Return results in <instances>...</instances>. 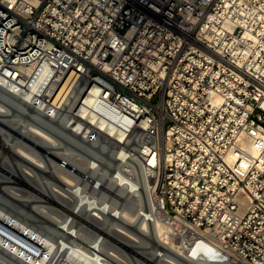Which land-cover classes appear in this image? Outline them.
Here are the masks:
<instances>
[{"label":"built area","instance_id":"obj_1","mask_svg":"<svg viewBox=\"0 0 264 264\" xmlns=\"http://www.w3.org/2000/svg\"><path fill=\"white\" fill-rule=\"evenodd\" d=\"M66 74L75 150L138 155L131 207L176 247L94 195L96 231L0 220V264H264V0H0L3 87L45 102Z\"/></svg>","mask_w":264,"mask_h":264},{"label":"bare ground","instance_id":"obj_2","mask_svg":"<svg viewBox=\"0 0 264 264\" xmlns=\"http://www.w3.org/2000/svg\"><path fill=\"white\" fill-rule=\"evenodd\" d=\"M58 78H59V82L58 83H52V85L49 87L48 93H49L50 97H49L48 101H45V102L37 101V99L34 98L32 92L28 91L24 94H20L18 92H15L13 90L8 89V88H4L3 85L0 83V94L7 97L9 99V101L12 100L11 101L12 103H6L7 101L1 100L4 97H2V95L0 96L1 97L0 98V117L9 116L10 117V119H8L9 122H14V123L17 122V124L22 127L21 128L22 135H20V137L24 136V138H26V142L21 141L19 139V140H15V142H12L11 144L6 141V140H9V138L6 140L0 139V155L3 153L2 151H4L5 153L6 152L11 153L14 156L18 157L19 159L24 160V162H26V165L22 164L23 166L19 170L24 172V176L25 177L27 176V179L30 180V182L32 184L37 185L38 183H40L44 187H46L47 185L50 186L48 193L50 195H54V196H59V197L61 196V198H63L64 201L68 197H71V200L73 199L75 202L76 209H78L80 212H85L86 214L89 212H91L92 214H99V211L97 210V208H98L97 206H99V204L95 205L90 201V198L94 197V195L107 196L109 194L107 191L114 192L116 196H117V193L125 194V196L129 199L133 198V196H135V195H138V196L141 195L143 188L145 187V185L143 183L145 172L143 175V171H141L140 167L136 166L132 162L133 160H136L139 158L138 155L131 157L130 160L125 159L124 154L120 152L121 148L116 149L115 153H110V156H111L110 158L114 161L115 169L113 171L109 172L106 169H103V167L101 166V161L104 158L102 156V154L98 153L97 154L98 156L96 155L97 158L93 159L94 161H92V160L90 161V159H89V160H87L86 163H82L81 161H79L80 159L76 158V155H79V154L76 152L75 147H74L75 143L77 142V140L73 134V131L77 129L74 124L68 126V129H69L68 131L65 130L64 125H60L59 126L61 129L60 136H56L55 133L48 131L46 128L40 127L38 124L37 125L35 124V122L41 121V120H38L37 118H41L42 120H45L43 124L49 125V127L52 129L54 127L52 125L50 126L51 120L52 119L59 120L61 115L63 114V111L67 110V109H64V103L67 100H66V97H65V100H63V97L66 94V92L68 91V89L73 85V83L75 81V75L74 74H66L63 76H58ZM36 87H37V84H35V86L33 88H36ZM80 93H81V91H79L77 93V95L74 97V100L72 99L69 102V105L71 107L73 106L74 102L78 99L77 97H79ZM13 100H16V102H14ZM13 102L16 104L18 102V105L23 106V109H22V107L20 108V109H22L21 111L26 110V109L24 110V106H26L28 109H31L30 112H32V115H29V116L26 115V116L31 118L29 120L33 119L32 120L33 122H29V120L27 121L24 118L19 119L18 121H17V119L15 120V118H13V113L11 112L12 104H14ZM18 105L16 106L17 108H18ZM33 113H35V114H33ZM37 113L41 114V115L38 116V115H36ZM18 116L19 115H17V117ZM48 120H50V122ZM3 122L5 123L7 121H3ZM10 125H11V123H10ZM13 125H16V124H13ZM7 126H9V124ZM0 130H1V128H0ZM4 133L5 132L3 131V134ZM8 135H10V134H8ZM26 136H28V137H26ZM29 136L34 138V139L30 138ZM67 139H69L70 141H67ZM34 140H36L35 142H37V141L40 142V145L44 144L46 146L45 151L48 152L49 156L51 157V158H48V161L46 159H45L46 161H42V159H40L38 157L40 155H37V153H36L37 151H35V149L33 148V145H30L29 143H27V141L28 142L30 141V143L36 144L33 142ZM62 142L63 143L69 142L71 147L67 146V144H65V146L62 145ZM13 148H16V149L14 151L13 150L11 151V149H13ZM1 158L2 157H0V160H1ZM79 158H80V156H79ZM57 159H59V160L57 161ZM107 160L108 159H106L105 162H107ZM18 163H16V164L18 165ZM1 166H2V164H1ZM33 168L41 170L45 174L49 173L50 176H52L53 178L56 179L57 184L53 183L50 185L51 182H49L47 180H42V179L40 180L41 182L37 183V181H39V180L36 179L37 177H36L35 171H33ZM81 168H82V177H81L82 182L79 185L75 186L76 181L78 180L77 174L79 172H81ZM132 168H133V171H132ZM83 170H84V172H83ZM6 172H8V171H6ZM10 172H11V170H10ZM11 173H13V172H11ZM131 173L135 174L137 176L136 178L138 180L134 181L133 180L134 178H132L130 176ZM54 174L56 175V177H58V179L55 177ZM14 179L18 180V181L21 180L18 177H14ZM0 183H5V186L2 187V190H4V192L10 197H16V198L19 197L21 199V196L23 194L27 193V191L25 189L19 188L20 186H18V187L11 186L9 184V183H12L10 180H0ZM7 184H9V185H7ZM40 184H39V187H40ZM34 185L28 184V187H31L34 190H38V189L34 188ZM38 192H40V193H42V195H44V192H42L40 190H38ZM72 195L74 196V198H72L73 197ZM28 197H30V196L28 195ZM31 197H33V196L31 195ZM111 197L114 200L113 201V203H114L113 207L114 208H112V212L114 214H117L119 219H120V216H122L123 217L122 219H125V220L131 219V221L132 220L137 221V224L139 226L138 229H140L141 231H137L136 233H139V235H143L144 232L149 231L151 236L154 239H156L158 244L161 247H163L164 249H168L169 247H172V248L176 247V244L167 235V231L163 227V225L160 221H156L152 225L149 223L148 216H147L146 212H144L143 215H141L139 212H137V210H135L134 212H133L134 209L132 211H129L126 208L121 207L122 205H120V204L116 205V203H118V200L114 199L115 198L114 196H111ZM24 199H25V197H24ZM24 199L22 201H24ZM29 199H30V202H32L31 198H29ZM33 200H35V199H33ZM67 200L69 201V198ZM38 201H41V200L39 199ZM35 204L32 206V208H33V211H35L34 209H37L38 214L49 213L52 211L55 212V209L50 208V206H48V205L46 206L44 204H37V205H35ZM75 205L72 202L70 204L69 208L64 207L62 205L61 206L67 210L73 211V209H75L74 208ZM29 206H30V204H29ZM108 208H110V205H108ZM1 209H2V211H4L3 208H1ZM2 211L0 210V220L5 221L6 223H11L13 225V228L17 229L18 231H33L32 229H30L31 227H28L24 224H21L19 219H18L19 220V222H18L16 219H14L13 217H10V215H7ZM56 212H58V210H56ZM22 214H23V212H22ZM64 214L66 216V213H64ZM63 215L61 217H63ZM70 219H71V217H70ZM70 219H69V221L71 223L72 219L71 220ZM52 220H53L52 222H54L53 224L58 226L59 220L55 219V218L54 219L52 218ZM66 220H68V219H66ZM72 223H73V221H72ZM63 224H65V223H63ZM68 225H70V224H68ZM71 225H74V224H71ZM57 226H55V227L58 228L59 226L58 227ZM60 226H62V224ZM67 230H68V227H67ZM63 231H66V228ZM123 232L126 234L127 238L139 240L138 236H136V234H134L133 232H130L129 230H125ZM119 238L123 239L122 237H119ZM195 249H197V248H195ZM139 253H140V250H139ZM199 264H212V263H206V261H204L203 263L200 262Z\"/></svg>","mask_w":264,"mask_h":264},{"label":"rangeland","instance_id":"obj_3","mask_svg":"<svg viewBox=\"0 0 264 264\" xmlns=\"http://www.w3.org/2000/svg\"><path fill=\"white\" fill-rule=\"evenodd\" d=\"M2 91V90H1ZM2 94H0V96H1ZM2 97H4V98H2L1 100L2 101H7L6 103H12L11 101L12 100H10L9 101V99L7 98V97H5L4 95H2ZM1 98V97H0ZM14 102H16V100H13ZM153 102H156L157 101V98H154L153 100H152ZM13 102V103H14ZM18 105V102H17V104L16 103H14V104H12V110H11V112L13 113V118H15V120L17 119V121L19 120V119H26L27 121L29 120V119H31L30 117H27V116H29V115H32V112H30V110L31 109H28L26 106H24V110L25 111H21L22 109H23V106H20V105H18V108L16 107ZM22 107V109H20ZM26 107V108H25ZM15 108V109H14ZM29 113H28V112ZM23 113V114H22ZM36 113V112H35ZM35 113H33V114H35ZM17 115H19L18 117H17ZM27 115V116H26ZM36 115H41V114H36ZM43 115V114H42ZM16 116V117H15ZM2 118V119H1ZM4 119V120H3ZM8 119H10V117L9 116H5V117H0V128H1V130H0V134L2 135H0L1 137H0V139H4V140H6V139H8L9 138V140H6L8 143H12V142H15V140H21V141H25L26 142V138H24V136H21L20 137V135H22V133H21V126L20 125H18L17 124V122L16 123H14V122H9L8 121ZM38 120H41V121H37V122H35V124L37 125H39L40 127H42V128H46L48 131H51V132H53V133H55V135L56 136H60V131H61V129H60V123L58 122V120H55V119H50L51 120V123H50V126L52 125L54 128H50L49 127V125H44L43 123H44V121L45 120H42L41 118H37ZM33 120V119H32ZM32 120H29V122H33ZM50 120H48L49 122H50ZM3 121H7V122H3ZM56 122V123H55ZM10 123H11V125H10ZM9 124V126H7ZM13 124H16V125H13ZM49 124V123H48ZM10 127V128H9ZM3 131L6 133H4L3 134ZM8 134H10V135H8ZM5 135V136H4ZM10 136V137H9ZM20 138H19V137ZM7 137V138H6ZM26 137H28V136H26ZM30 137V136H29ZM17 138V139H16ZM30 138H32V137H30ZM59 138V137H58ZM32 139H34V138H32ZM3 140V141H4ZM36 140H34L33 142L34 143H36V144H32V143H30V141L28 142L27 141V143H29L30 145H33V148L35 149V151H37L36 153H37V155H40V156H38L40 159H42V161H48V158H51L50 156H49V154H48V152H46L45 150H46V146L44 145V144H41L40 145V142H35ZM67 141H70L69 139H67ZM65 144H67V146H70V144H69V142H67V143H63L62 142V145H64L65 146ZM36 145V146H35ZM66 146V147H67ZM71 147V146H70ZM16 148H13V149H11V151L13 150H15ZM41 151H40V150ZM4 150V149H3ZM44 151V152H43ZM3 153L0 155V157H2L1 158V160H0V180H10L12 183H9L11 186H16V187H18V186H20L19 188H22V189H25L26 191H27V193H25V194H23L22 196H21V199L18 197V198H16V197H10V196H8L5 192H4V190H2V187L3 186H5V183H0V210L2 211V209L1 208H3L4 209V211H2V212H4L5 214H7V215H10V217H13L14 219H16L18 222H19V220H20V223L21 224H24V225H26V226H28V227H31L30 229H32L33 231H58L59 229V231H63V230H65V228H66V231H73L72 229V227H77V223H74L75 222V218L79 221V222H81V223H84V225L85 226H89L90 228H92V230H94V231H96L97 230V228H96V226L98 227V224L94 221V220H92L88 215H90V213L91 212H89V213H85V212H80L78 209H76V205H75V202H74V200L72 199L71 200V197H68L69 198V201L66 199L65 201L63 200V198H61V196L59 197V196H54V195H50L49 193H48V190H49V188H50V186H46V187H44L42 184H40V183H38V182H41L40 180L42 179V180H47V181H49V182H51L50 183V185L51 184H53V183H56L57 184V182H56V179L55 178H53L52 176H50V174L48 173V174H45L44 172H42L41 170H38V169H36V168H33V171H35V174H36V179L37 180H39V181H37V185H34V184H32L31 182H30V180H28L27 179V176L25 177L24 176V172H22L21 170H19V169H21V167L23 166L22 164H25L26 165V162H24V160H22V159H19L18 157H16V156H14L13 154H11V153H5L4 151H2ZM77 152V151H76ZM11 154V155H10ZM79 156H80V158H79ZM104 158V160L102 159V161H101V166L103 167V169H106L107 171H109V172H111V171H113L114 169H115V164H114V161L110 158L111 156L110 155H105V156H103ZM106 157V158H105ZM76 158H78V159H80L79 161H81L82 163H86L87 162V160H89L90 159V161L92 160V161H94L93 159V157L92 156H88V155H76ZM46 159V160H45ZM60 159V158H59ZM59 159H57V161L59 160ZM106 159H108L107 160V162H105L106 161ZM5 160V161H4ZM22 160V161H21ZM19 162V163H18ZM16 163H18V165L16 164ZM1 164H2V166H1ZM15 165V166H14ZM28 165V164H27ZM19 167V168H18ZM35 169V170H34ZM10 170H11V172H13V173H11L10 172ZM48 170V169H47ZM6 171H8V172H6ZM83 172H84V170H83ZM81 173V174H80ZM14 175V176H13ZM22 175V176H21ZM26 175V174H25ZM55 175V174H54ZM24 176V177H23ZM14 177H18L19 179H21L20 181H18V180H15L14 179ZM44 177V178H43ZM55 177H56V175H55ZM81 177H82V168H81V172H79L78 174H77V181H76V185L75 186H77V185H79L81 182H82V180H81ZM84 177V176H83ZM57 179H58V177H56ZM80 178V179H79ZM52 180V181H51ZM16 182V183H15ZM9 184H7V185H9ZM28 184L29 185H34V188H36V189H38V190H40V191H42V192H44V195H42V193H40V192H38V190H34V189H32L31 187H28ZM39 184H40V187H39ZM25 187V188H24ZM42 187V188H41ZM46 189V190H45ZM111 196H114L115 198L114 199H116V200H118V205L120 204V205H122L121 207H123V208H126L127 210H129V211H132L133 210V208L131 207V202H132V200L135 198V196H138V195H135V196H133V198H127L126 196H125V194H119V193H117V196L115 195V193L114 192H111V191H107ZM111 192V193H110ZM114 193V194H113ZM33 196V197H31V195ZM34 194V195H33ZM26 195V196H25ZM28 195L30 196V197H28ZM53 196V197H52ZM73 196V195H72ZM119 196V197H118ZM141 196H144V189H143V191H142V194H141ZM24 197H25V199H24ZM28 197V198H27ZM59 197V198H58ZM4 198V199H3ZM29 198H31V201L32 202H30V199ZM58 198V199H57ZM72 198H74V196L72 197ZM126 198V199H125ZM16 199V200H15ZM24 199V201H22ZM33 199H35V200H33ZM41 200V201H38V200ZM62 199V200H61ZM7 202H6V201ZM28 200V201H27ZM71 200V201H70ZM34 202V203H33ZM74 203V208L75 209H73V211H70V210H67V209H65V208H63L62 206H64V207H67V208H69L70 207V204L71 203ZM36 203V204H35ZM61 203V204H60ZM9 204V205H8ZM29 204H30V206H29ZM37 205V204H44V205H48V206H50V208H53V209H55V212H49V213H43V214H38V210L37 209H34L35 211H33V208H32V206L33 205ZM62 205V206H61ZM29 206V207H28ZM61 206V207H60ZM15 210V211H14ZM56 210H58V212H56ZM136 209H134L133 210V212L135 211ZM22 212H23V214H22ZM75 212V213H74ZM138 212V211H137ZM64 213H66V216H65V214ZM73 215H72V214ZM79 213H80V215H79ZM28 214V215H27ZM48 214V215H47ZM64 214V215H63ZM22 215V216H21ZM63 215V217H61ZM78 215V216H77ZM94 215H96V214H94ZM121 215V214H120ZM66 218H65V217ZM19 217V218H18ZM69 217V218H68ZM70 217H71V219H72V221H73V223H72V221H71V223H70V221H69V219H70ZM52 218L54 219H58L59 221H58V226L57 225H54L53 223L54 222H52L53 220H52ZM64 220H63V219ZM123 217L122 216H120V223H118V224H122V225H124L123 227H120V225H117V226H114L113 228H117V229H122L123 231H125V230H129V231H135V233L137 232V231H141L140 229H138V224H137V221H135V220H132L131 221V219H122ZM19 219V220H18ZM66 219H68V220H66ZM70 219V220H71ZM23 220V221H22ZM23 223H22V222ZM62 221V222H61ZM66 221V222H65ZM126 221V222H125ZM131 221V222H130ZM136 222V223H135ZM62 224V226H60L61 224ZM63 223H65V224H63ZM86 223H89V224H87L86 225ZM125 223V224H124ZM68 224H70V225H68ZM71 224H74V225H71ZM55 226H57L58 228H56ZM64 226V227H63ZM70 226V227H69ZM67 227H68V230H67ZM72 228V229H71ZM126 228V229H125ZM76 230H77V228H76ZM105 231H110V230H105ZM112 231V230H111ZM131 240H129L128 241V243H127V241H124V243H127L128 245L130 244V246H133V244H131V243H133L132 241L130 242ZM136 245V244H135ZM136 249V248H135ZM147 258H150V257H147ZM153 258V257H152Z\"/></svg>","mask_w":264,"mask_h":264}]
</instances>
